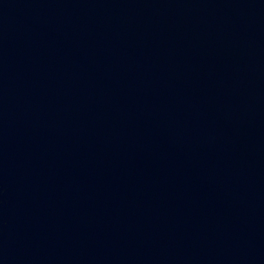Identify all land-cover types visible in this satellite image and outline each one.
Here are the masks:
<instances>
[{"label": "water", "instance_id": "water-1", "mask_svg": "<svg viewBox=\"0 0 264 264\" xmlns=\"http://www.w3.org/2000/svg\"><path fill=\"white\" fill-rule=\"evenodd\" d=\"M0 264H264V0H0Z\"/></svg>", "mask_w": 264, "mask_h": 264}]
</instances>
